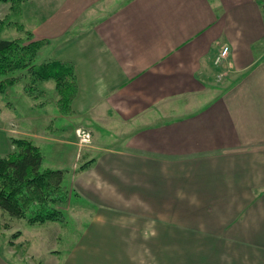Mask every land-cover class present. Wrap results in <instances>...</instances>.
<instances>
[{"label":"crops","instance_id":"obj_1","mask_svg":"<svg viewBox=\"0 0 264 264\" xmlns=\"http://www.w3.org/2000/svg\"><path fill=\"white\" fill-rule=\"evenodd\" d=\"M20 17L74 65L66 119L95 138L66 175L77 235L43 264H264V0H27Z\"/></svg>","mask_w":264,"mask_h":264},{"label":"trees","instance_id":"obj_2","mask_svg":"<svg viewBox=\"0 0 264 264\" xmlns=\"http://www.w3.org/2000/svg\"><path fill=\"white\" fill-rule=\"evenodd\" d=\"M25 2L27 0H0L9 4L16 14L22 12ZM19 29H24L22 23ZM27 34V40L0 38V95L7 98L9 89L26 79L25 94L37 101L35 106L43 107L53 98L42 100L46 90L40 83L53 81L59 117L73 115L72 104L78 92L74 65L53 57L39 61L37 54L49 41L35 38L31 31ZM55 117H52L53 122H56ZM11 141L13 149L0 155V208L12 217L26 219L29 224L61 221L62 209L74 194L65 184L69 170L44 167L45 156L32 139L11 137ZM92 161H81L76 172L89 167Z\"/></svg>","mask_w":264,"mask_h":264},{"label":"rangeland","instance_id":"obj_3","mask_svg":"<svg viewBox=\"0 0 264 264\" xmlns=\"http://www.w3.org/2000/svg\"><path fill=\"white\" fill-rule=\"evenodd\" d=\"M20 15L21 13L12 12L9 4L0 3V38L22 37L27 40L29 37L27 33L30 31L27 28L30 24L23 22ZM19 23L24 24V29H19ZM37 57L39 61H42L47 58V52L39 51ZM25 80L10 88L7 98L5 96L0 97L3 99L0 101V118L5 117L11 123V125L7 123L4 130L2 129L3 126L0 125V130L4 131V134L3 131H0V155L6 154L7 144L3 138L7 137L11 147L13 146L11 137L29 138L41 147L45 156L44 167L71 169L76 165L78 168L82 161L80 158L86 150L91 148L95 138L91 134L90 140L82 144L81 138L77 135V129L81 127L74 131L72 124L75 125L76 122L73 119L59 117L58 107L54 100L53 81L40 83L41 88L46 90V96L42 100L47 101L49 98H53L52 102L40 107L34 105V103L37 104L36 100H32L25 94L23 90ZM3 112H5L4 117L1 115ZM54 116L57 118L56 122L52 121ZM9 118L17 121L15 126L18 129L13 130L14 122ZM7 127H11V130ZM66 128L67 131H65ZM82 128L91 133L90 128ZM1 134L4 137H1ZM106 134L108 136V133ZM103 138L108 143L116 141L114 137L110 136ZM65 184H68L67 179ZM75 196L72 195L70 202L63 207V219L61 221L44 224H29L26 219L12 217L0 208V264H43L50 261L52 253L56 251H59L58 256L62 257L64 248L77 235V218L74 214H76V204L80 205V201H77ZM47 225L53 226V228H49ZM57 236H59L58 240Z\"/></svg>","mask_w":264,"mask_h":264},{"label":"built area","instance_id":"obj_4","mask_svg":"<svg viewBox=\"0 0 264 264\" xmlns=\"http://www.w3.org/2000/svg\"><path fill=\"white\" fill-rule=\"evenodd\" d=\"M230 48L228 45L222 47L220 52L216 55L215 64L219 65L228 56ZM77 135L81 138L82 144L87 143L91 138V133L83 128L77 129Z\"/></svg>","mask_w":264,"mask_h":264}]
</instances>
